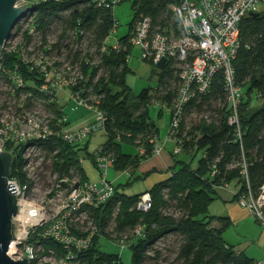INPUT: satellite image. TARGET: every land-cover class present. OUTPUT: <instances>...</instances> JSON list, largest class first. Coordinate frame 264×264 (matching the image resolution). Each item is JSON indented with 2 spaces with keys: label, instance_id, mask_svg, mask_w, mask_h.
<instances>
[{
  "label": "built area",
  "instance_id": "2783aa9c",
  "mask_svg": "<svg viewBox=\"0 0 264 264\" xmlns=\"http://www.w3.org/2000/svg\"><path fill=\"white\" fill-rule=\"evenodd\" d=\"M46 1L29 0L25 4L29 7ZM92 2L97 6L114 8L119 0ZM261 5L264 6V0H171L172 27L163 32L153 26L149 16L141 14L128 43L139 47L143 58L155 66L162 67L173 62L179 75L175 98L171 104L162 102V109L171 116L167 136L163 141L157 134L148 139L152 147L150 154L146 145L137 140L139 156L160 155L167 141L174 143L173 153L179 155L184 152L187 143L197 139L199 132L193 133L186 108L196 95L208 93L214 77L221 73L231 107L227 123L233 128V141L241 148L243 162L238 166L241 165L247 187L238 202L264 225V183L255 197L244 159V137L239 116L244 91L236 85L232 65L241 44V23L252 12H259L258 6ZM32 17L35 24V14L29 11L21 20L28 22ZM15 28L16 32L21 29L19 23ZM35 29L40 30L35 24L25 32L26 44L8 50L6 43L9 38L0 52V152L13 155L7 148L18 145V158L21 160L16 174L8 179L9 184L15 185L18 206L13 218V237L8 255L13 260L26 256L28 264H86L82 261V253L94 244L95 238L103 236L92 209L104 206L116 193L117 185L107 179L108 169L114 166L116 157L100 145L92 151L93 166L100 174L99 179L87 176L83 157L78 159L83 173L70 169L67 174H61L53 169V158L59 150L52 151L48 144L56 146L61 142L82 148L95 134H106L108 116L99 107L100 100L96 95L83 96L86 90L79 87L83 79L81 62L74 61L72 57L66 60L67 56L62 54L65 47L60 50L62 44L59 42L49 43L42 39L35 44V41H30ZM111 35L107 42L111 40ZM112 48L117 51L127 49L118 39ZM6 52H15L20 62L37 71L45 82L41 85L28 84L18 64L13 67L3 64ZM63 94L68 101L88 112L89 116L84 121L71 125L59 98ZM194 118L210 121L208 115H194ZM121 137L118 135L117 140ZM206 156L207 152L203 154V157ZM132 170L133 167L129 166L121 173L131 177ZM19 173L24 175V182ZM220 173L214 165L211 176L218 177ZM229 184L223 183L216 188H225ZM152 205L151 193L145 192L138 198L135 208L148 212ZM119 206L120 202L112 217L118 213ZM105 232L112 236L113 229L107 228ZM143 235L144 227L138 226L134 237ZM46 241H52L58 248L46 246ZM116 241L121 249L129 247L126 235ZM120 263L121 259L112 264Z\"/></svg>",
  "mask_w": 264,
  "mask_h": 264
},
{
  "label": "trees",
  "instance_id": "16d2710c",
  "mask_svg": "<svg viewBox=\"0 0 264 264\" xmlns=\"http://www.w3.org/2000/svg\"><path fill=\"white\" fill-rule=\"evenodd\" d=\"M125 1H132L134 17L128 34L118 39L127 49L118 51L107 42L117 28L114 8L97 6L92 0H48L29 6V12L35 14V24L42 32L43 41H47L46 33L54 23L63 25L61 40L67 37L69 30H73L80 40L88 33L92 36L98 48L96 54L99 63L93 64L90 53L80 57L79 52H74L71 56L74 61L81 62L83 79L79 87L86 90L83 96L96 95L100 100L99 107L108 116L107 141L102 147L115 154L113 167L117 171L129 166L137 167L144 159L138 153L124 151L123 145L137 148L136 141L140 140L150 154L152 147L148 139L159 135L158 125L150 116V104L154 97L171 104L179 83L173 62L162 67L154 65L152 74L158 77L154 94L150 88H144L138 95L132 94L126 82L130 72L128 56L133 48L128 41L137 19L141 14L149 16L153 26L163 32L172 27L173 20L169 8L171 0H119V3ZM256 13L244 18L241 23V44L232 62L236 85L244 91L239 116L244 137V159L255 197L264 183V104L253 107L254 100L264 99V10ZM3 64L7 67L18 64L28 84L41 85L45 82L37 71L22 64L15 52L4 53ZM100 69L104 71L102 74H99ZM227 95L223 75L219 73L214 77L208 93L196 95L190 100L186 115L191 120L193 133L199 132V135L195 141L186 144L183 152L186 158L179 159L173 153L174 165L168 170V173L171 172L168 178L134 195L120 193L116 186L112 200L92 209L103 236L109 240L127 236L132 249L131 264H255L245 253L238 252L224 240L223 234L231 225L230 219L213 216L209 212L211 203L218 197L217 185L236 182L238 191L235 199L247 190L241 165L238 166L243 162L241 148L233 141V128L227 123L231 111ZM194 115H208L210 121H197ZM118 135L122 136L121 140H117ZM48 147L52 151L59 150L53 158V169L61 174H67L70 169L83 173V167L78 162L81 151L84 159L94 163L93 152L88 149L89 142L82 148L61 142L56 146L48 144ZM7 149L14 155L13 177L21 166L19 146L9 145ZM205 152L207 156L203 157ZM198 154L200 158L194 163ZM214 165L221 173L213 178L211 169ZM18 175L24 182V175ZM145 192H150L153 198L152 208L148 212L135 208L138 198ZM118 202L119 211L112 217ZM111 221L115 223L112 236L105 232L110 228ZM141 225L144 235L134 237L135 229ZM172 234L180 236V245L175 254L164 247ZM113 235H116L115 238H112ZM100 238H95L94 244L82 253V261L86 264H112L120 260L119 254L105 253L98 248ZM45 244L58 248L52 241ZM120 264H123L122 260Z\"/></svg>",
  "mask_w": 264,
  "mask_h": 264
},
{
  "label": "rangeland",
  "instance_id": "374dc122",
  "mask_svg": "<svg viewBox=\"0 0 264 264\" xmlns=\"http://www.w3.org/2000/svg\"><path fill=\"white\" fill-rule=\"evenodd\" d=\"M29 0H20L19 5H23L27 3ZM115 1V0H110ZM258 9L264 10V6H258ZM114 17L117 21V28L111 35V40L108 45L113 46L115 44L116 39H119L126 34H128L130 30V23L134 17V10L132 8V1H125L122 3H118L114 5ZM29 21L21 20L19 25L21 29L17 30L16 28L12 31L15 32L14 35L11 34L10 39L6 43V48L9 50L10 48L16 46H22L26 44L27 38L25 37V32L31 27H34V17L29 18ZM30 24V27H29ZM63 26V25H62ZM58 23H54L51 25L50 29L46 33V39L49 43L61 42V48L64 46L65 48L62 50V54L67 56L68 60L74 52H79L80 57H84L86 54L91 55L93 64L99 63V57L96 54L98 52V48L96 44L93 42L92 36L88 33L82 40L77 39L73 30L67 31V37L63 40L60 39L62 34V27ZM85 35V34H84ZM35 41V44H38L39 41H42V32L41 30L35 29L34 33L31 35V40ZM64 42V43H62ZM70 54V55H69ZM128 67L130 72L127 74L126 82L127 85L132 89V94L138 95L144 88H150L153 90L151 93L154 94L155 89L158 87V77L152 74L154 65L145 60L143 58L142 51L139 47H133L128 56ZM103 69L99 70V74H102ZM153 75V76H152ZM255 95V94H254ZM61 102L63 103L64 109L66 113L69 115V120L71 125H75L80 123L84 117L88 114L83 107L78 108L73 102L68 101L66 95H61ZM157 97H154L152 100L149 111L151 118L155 121L159 128V136L160 138H165L168 133L169 124H170V114L162 109V101L158 100ZM264 104V99L262 100H254L253 107H262ZM191 121L190 119H188ZM197 120V119H196ZM107 141V135L103 132H99L95 134L90 142H89V151H94L98 146L105 144ZM172 146L168 144L167 150H169ZM124 151L128 153H135L136 149L131 145H123ZM80 157H84V154L80 153ZM179 159H184L186 156L182 153L177 155ZM85 158V157H84ZM200 158V154L195 159V162ZM83 166L85 168L86 174L90 179H99L100 174L97 169L94 168L92 161L90 159H84ZM140 174L139 170L136 175ZM168 177V173L159 172L157 174H153V176L139 178L136 179L135 175L128 177L126 175H122L113 167H110L107 172V179L113 181L118 187L119 192L127 195H134L136 193L141 192L146 189L150 183L154 180L163 179ZM232 189L235 188L234 185L231 186ZM224 201L221 197H216V199L210 205V214L214 216H219L223 211ZM222 216V215H221ZM223 217V216H222ZM115 223L111 221L110 229H114ZM116 235H113L115 238ZM112 237V238H113ZM165 241V249L171 254H175L180 245V236L173 235L167 238ZM98 248L102 252L111 253V254H120L121 260L123 264H131L132 260V249L130 247H126L125 249H121V247L117 244L116 239L109 240L105 236H102L98 242Z\"/></svg>",
  "mask_w": 264,
  "mask_h": 264
},
{
  "label": "crops",
  "instance_id": "0c3cea01",
  "mask_svg": "<svg viewBox=\"0 0 264 264\" xmlns=\"http://www.w3.org/2000/svg\"><path fill=\"white\" fill-rule=\"evenodd\" d=\"M88 116L89 114H87L82 121H84V119ZM165 138H160L159 136V139L162 141ZM168 144L172 146L169 150H167ZM133 147L136 149V146ZM173 149L174 143L172 141H167L164 145V150L160 155L144 157V159L139 162L137 167H133L131 176L135 175V178L137 179L150 177L153 176V174H157L159 172L168 173V170L174 165ZM136 153H138V151L131 154ZM113 168L116 170L115 167ZM138 170L140 174L136 175ZM117 172L122 174V171ZM170 173L171 172L168 173V176ZM166 178L152 181L150 185L144 190H148L156 183H159ZM232 185L235 186L234 189L231 188ZM217 191L218 196L224 201L223 211L219 213V216L222 215L223 217H227L231 221L230 227L223 234L224 240L227 242V244L233 246L238 252L245 253L254 261L255 264H264V225L257 222L249 210L242 206L238 202V199H235L238 191L236 182L230 183L229 186L225 188H217Z\"/></svg>",
  "mask_w": 264,
  "mask_h": 264
},
{
  "label": "water",
  "instance_id": "95a60500",
  "mask_svg": "<svg viewBox=\"0 0 264 264\" xmlns=\"http://www.w3.org/2000/svg\"><path fill=\"white\" fill-rule=\"evenodd\" d=\"M20 0H0V52L5 42L10 38L12 31L19 21L29 11L26 4L18 5ZM257 15L252 12L250 16ZM13 155L9 152H0V264H28L26 256L13 260L8 255L12 240L13 218L17 214V197L14 183H8L13 168Z\"/></svg>",
  "mask_w": 264,
  "mask_h": 264
}]
</instances>
